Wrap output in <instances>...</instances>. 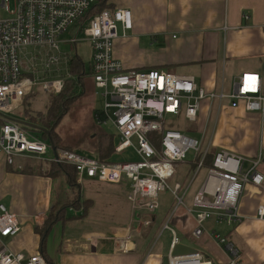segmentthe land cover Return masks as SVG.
Masks as SVG:
<instances>
[{"label":"built area","instance_id":"built-area-1","mask_svg":"<svg viewBox=\"0 0 264 264\" xmlns=\"http://www.w3.org/2000/svg\"><path fill=\"white\" fill-rule=\"evenodd\" d=\"M96 0H1L0 6L9 13L0 17V158L6 165L22 163L66 164L72 166L78 180L82 177L104 182H129L127 198L131 217L113 236L91 237V243L111 240L117 249L131 251L133 233L148 226L157 213L159 197L169 192L175 206L163 224L171 233L169 264H212L201 252L172 255L181 242L171 225L176 212L185 208L193 216L192 236L199 238L205 222L212 214L217 222L233 227L242 221L239 212L241 196L247 186L261 185L264 174L258 169L264 151L262 146L252 157L220 148L206 166L213 148V135L221 110L241 103L246 110L263 112L264 91L262 77L257 71L243 70L236 76L232 89L208 90L195 78L158 68L125 69L114 56V42L119 37L118 27H132L130 9L118 7L95 15L86 26L81 25L85 39L92 48L91 69L95 89L110 97L105 110L96 117L105 122L108 107L116 109L113 124L118 131L116 152L132 147L137 159L128 161L101 160L65 146H54L36 132L24 127L8 114L24 103L27 95L41 85L51 96L61 91L73 54L62 50V43L73 44L77 38H62L70 25L82 22ZM249 19L248 14L244 15ZM31 49V50H29ZM208 104V113L199 137H192L172 128L170 123L183 116L196 125L201 108ZM216 108V110H215ZM213 126H209L210 123ZM187 126L182 129H187ZM150 134H156V143ZM137 139V144L133 139ZM193 152L197 170L190 181H172L179 166ZM206 167V177L193 199V208H186V195L194 176ZM256 217L264 220V204L256 210ZM17 215L0 202V264H46L42 254L25 255L11 250L5 239L18 234ZM214 238L230 252V264L240 257L239 250L225 236L214 233Z\"/></svg>","mask_w":264,"mask_h":264},{"label":"crops","instance_id":"crops-1","mask_svg":"<svg viewBox=\"0 0 264 264\" xmlns=\"http://www.w3.org/2000/svg\"><path fill=\"white\" fill-rule=\"evenodd\" d=\"M108 2L111 10L122 7L130 9L132 13V27L126 31L119 28V37L114 42V56L125 69L168 67L175 69L177 74L193 76L196 83L208 90L223 88L225 91L232 89V83L240 72L251 70L261 75L264 91V0ZM246 14L250 16L247 20L244 17ZM227 69H230L231 76ZM202 108L205 121L208 104L205 102ZM209 126L212 127L213 123ZM212 144L215 149L224 148L247 157L254 156L259 147L264 149V110L249 111L242 103L234 108L226 105L220 112ZM21 164L22 160L19 159L16 165L19 167ZM4 166L8 169L0 158V173ZM7 169L4 175L9 173ZM261 170L264 174V162ZM61 178L65 180L64 176ZM53 179L47 175H19V182L28 180L31 186L29 191L38 193L41 209L34 214L26 211L18 215L14 208H9L19 216L21 227L17 235L4 240L11 250L25 255L41 254L40 234L35 225H42L51 209ZM260 204H264V182L247 186L239 204L242 221L233 227L217 226L222 223L212 220L207 224L209 229L196 238L191 234L194 218L185 208L176 212L172 222L179 228L185 227L191 238L204 240L205 253L202 254L212 264H230L232 258L227 248L214 238V233L225 236L239 250L240 257L235 264H264V220L256 217ZM69 208L75 210V215L78 214L77 208ZM130 217L131 206L126 223L115 228L110 235L104 232L88 233L85 239H76L75 243H70L69 238L64 239L63 233L60 238L61 228H58L61 227L59 223L63 222L59 221L47 238V254L57 264H163L164 255L148 249L149 237L140 244L134 239L133 248L128 252L117 249L111 240L102 239L96 241L95 245L91 243V236H113L128 225ZM179 244L197 251L186 242ZM170 250L169 242V253Z\"/></svg>","mask_w":264,"mask_h":264},{"label":"rangeland","instance_id":"rangeland-1","mask_svg":"<svg viewBox=\"0 0 264 264\" xmlns=\"http://www.w3.org/2000/svg\"><path fill=\"white\" fill-rule=\"evenodd\" d=\"M8 14L9 13L7 12V10L0 6V17L7 16ZM83 24L84 27L87 25L85 22H78L69 26L66 32L62 35V38L65 39L75 37L78 39V41L73 44L62 43L61 48L62 50L69 52L70 54L78 53L81 56L82 60L85 62V67L88 69L91 63L92 48L90 42L85 39L84 31L81 30V25ZM119 28L121 29V26L118 27V29ZM146 53L151 52L146 51ZM164 69L171 72H174L175 70L168 67ZM227 70L231 76L230 69ZM101 92L102 90L100 89H97L96 92V89L92 85V83L88 85L83 95L77 97L76 101L73 103L69 112L63 117L62 121L57 123V125L55 126V131L62 145L66 147L71 146L74 149L80 148L92 151L97 144L96 134L97 130L99 129L113 134L115 136L116 143H119L118 131L113 124L116 109L111 106L108 107V117L105 118L104 116L102 118L105 119V122L99 121L96 117V113L99 110H105V103L110 102L111 100L110 97H104ZM50 99H52L51 95L46 92L41 85H38L32 90V93L30 94L28 100L11 111L8 116L9 118L20 122H29V119L31 117L28 116L27 110L33 114L38 111L45 112ZM169 126H171L172 128H180L181 132L186 133L189 136L199 137V134L197 132L182 129L187 126H192L183 116H180L173 120ZM133 143L135 145L137 144L136 138L133 139ZM135 157L136 156L134 154L133 148L129 147L124 149L122 152L117 153L114 160H134ZM263 160L264 158L262 159V162L258 167L260 171H262L261 165L264 162ZM16 163H18V160ZM31 165L38 166L40 164ZM17 168L18 165H15L14 170L9 171V173L5 175L4 173L7 172L5 171L7 167L4 166L2 168V171L4 173H0V202L4 203L8 207V209L11 207L14 208V210L19 213L18 215L24 214L26 213V211L34 214L37 210L41 209L40 198L38 196V193L34 194L35 192L32 193L31 191H29L31 186H29L28 180L26 182L24 180L19 182L20 174H23L25 176H27L28 174L22 173ZM46 168H48V166H46L44 169ZM196 170L197 159L195 158L193 152H189L186 160L180 164L173 182H183L186 178L187 182L190 181ZM206 172L207 168L202 167L194 176V179L186 195L187 209L193 208L194 195L202 185L206 176ZM30 175L37 176L36 174ZM41 176L44 177L45 175L42 174ZM67 186L68 185L66 181L62 179L61 176L53 179L51 184L52 202H55L59 199L61 200V198L66 194L72 195L69 187L67 188ZM129 190V182H104L88 179L86 176H83L80 191L82 194V198H84L85 200H91L89 212L84 217L74 218L75 210L67 208V219H65L63 223H59L61 226L58 228V230L61 228L60 238L61 234L63 233L64 239L69 238L71 239V241L69 240L70 243H75L76 239H85L86 234L88 233L104 232L106 233V235H110L115 228L124 225L128 220L130 203L127 200V195ZM159 202L160 207L156 213L157 222L150 232L148 249H152V252H160L164 256H167L169 253L168 247L171 239V233L168 229L163 230V224L166 220L167 215L172 212L175 203L169 192L162 193L159 197ZM181 209L184 208L181 207L179 210ZM77 212V215L82 214L83 207L77 209ZM212 220L217 221L216 215L212 214L211 217L205 222L204 225L206 228L209 221ZM171 225L177 230L181 241L195 247L197 251L205 253V247L203 246L204 240H202L201 238L198 240L195 238H191L185 231V227L179 228L173 222H171ZM216 225L221 227H228L225 224ZM135 232H138V230ZM210 258L211 256L209 257V259Z\"/></svg>","mask_w":264,"mask_h":264},{"label":"trees","instance_id":"trees-1","mask_svg":"<svg viewBox=\"0 0 264 264\" xmlns=\"http://www.w3.org/2000/svg\"><path fill=\"white\" fill-rule=\"evenodd\" d=\"M111 10V5L108 0H96L92 5L90 10L82 19V22L87 23L90 21L95 15L104 11ZM91 63L89 68L85 67V62L82 60L81 56L78 53H74L70 60V72L71 76L65 79L64 85L60 92L53 94L51 96L50 102L46 108V111H38L35 114L30 113L27 110V114L29 117V122L35 124V127L24 125V127L36 132L42 138L48 140L54 146H64L62 145L60 139L57 136L55 131V126L57 123L62 121L63 117L69 112L73 103L76 101L77 97L82 96L85 89L92 83L94 85V81L92 78V69ZM156 68V67H154ZM30 95H27L24 99V103L28 100ZM203 109L201 108V112L199 115V120L196 125H193L187 128L188 131L199 132L202 128V124L204 121L203 117ZM97 144L95 145L94 150H85L78 148L77 150L83 154L97 157L101 160H109V161H128V160H114L116 152V140L115 136L109 132H106L102 129L97 130ZM152 136V140L156 143L158 136L156 134H150ZM66 147V146H65ZM72 148L71 146H67ZM217 149L213 146L211 152L209 153L206 159V166H209L213 155ZM137 159V157H135ZM10 171L14 170L15 165H7ZM46 166L48 168L44 169ZM22 173L26 174H36V175H47L57 178L58 176H64L65 181L72 193L66 194L61 200H57L52 203L51 209L48 211L47 216L42 225H35V229L40 234V249L41 254L45 258L46 264H57L48 254L46 250V241L51 232L53 226L61 221L64 222L66 217V209L69 207H75L77 209L83 207V213L80 215H75L76 217H84L89 212V206L91 205L90 199L82 198V194L80 191L81 183L78 180V174L76 170L69 165L64 164H55L53 162L47 164H40L38 166H33L28 162H24L23 165L17 168ZM174 179V178H173ZM173 181V180H172ZM167 215V214H166ZM157 222V214L155 213L151 217V222L148 226H142L139 228L138 232L133 233V239L136 240L138 244L148 240L150 237V232L154 225ZM174 223V222H173ZM185 225V223H182ZM147 228V229H144ZM183 228V227H180Z\"/></svg>","mask_w":264,"mask_h":264},{"label":"water","instance_id":"water-1","mask_svg":"<svg viewBox=\"0 0 264 264\" xmlns=\"http://www.w3.org/2000/svg\"><path fill=\"white\" fill-rule=\"evenodd\" d=\"M20 123L35 127V124H32L30 122H20ZM194 252H196V250L191 247H188L182 244H177L171 253L174 256V255H182V254H188V253H194ZM163 264H169V256H164Z\"/></svg>","mask_w":264,"mask_h":264}]
</instances>
